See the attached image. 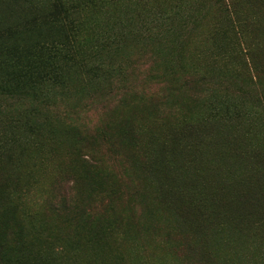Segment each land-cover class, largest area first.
I'll return each instance as SVG.
<instances>
[{
  "label": "trees",
  "instance_id": "trees-1",
  "mask_svg": "<svg viewBox=\"0 0 264 264\" xmlns=\"http://www.w3.org/2000/svg\"><path fill=\"white\" fill-rule=\"evenodd\" d=\"M0 264H264V0H0Z\"/></svg>",
  "mask_w": 264,
  "mask_h": 264
},
{
  "label": "rangeland",
  "instance_id": "rangeland-1",
  "mask_svg": "<svg viewBox=\"0 0 264 264\" xmlns=\"http://www.w3.org/2000/svg\"><path fill=\"white\" fill-rule=\"evenodd\" d=\"M81 117L84 120V115H82ZM88 119H89V123H93V121L96 119V112L93 111L88 113ZM145 247L143 246V248L140 251H137L136 253L132 254V252L129 251L130 250L129 248L122 246L117 249L116 244H114V248H113L114 250L109 251L111 252L110 254L112 256L111 261H172L170 258H165V257H163L161 260H152L149 257L148 253L144 252Z\"/></svg>",
  "mask_w": 264,
  "mask_h": 264
}]
</instances>
